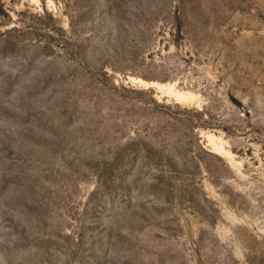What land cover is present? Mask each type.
<instances>
[{"label": "rangeland", "instance_id": "obj_1", "mask_svg": "<svg viewBox=\"0 0 264 264\" xmlns=\"http://www.w3.org/2000/svg\"><path fill=\"white\" fill-rule=\"evenodd\" d=\"M0 264H264V0H0Z\"/></svg>", "mask_w": 264, "mask_h": 264}]
</instances>
